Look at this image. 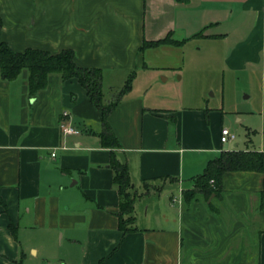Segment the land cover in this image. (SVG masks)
<instances>
[{
    "label": "crops",
    "instance_id": "0c3cea01",
    "mask_svg": "<svg viewBox=\"0 0 264 264\" xmlns=\"http://www.w3.org/2000/svg\"><path fill=\"white\" fill-rule=\"evenodd\" d=\"M0 24L10 50H70L77 67L100 71L109 91L130 72L178 69L190 38L223 43L233 68L264 52V0H0ZM167 35L181 44L138 50ZM26 76L0 78V264H21L18 235L34 230L57 241L51 264H264L261 174L224 173L219 197L182 204L220 152L251 151L220 144L221 122L199 109L160 108L133 84L120 97L105 121L131 184L133 220L123 233L99 112L76 80L54 74L29 100ZM62 112L78 135L61 137Z\"/></svg>",
    "mask_w": 264,
    "mask_h": 264
},
{
    "label": "rangeland",
    "instance_id": "374dc122",
    "mask_svg": "<svg viewBox=\"0 0 264 264\" xmlns=\"http://www.w3.org/2000/svg\"><path fill=\"white\" fill-rule=\"evenodd\" d=\"M231 8L236 12L238 5ZM243 16L246 29L254 26L250 15ZM246 29L240 33H246ZM224 49L223 43L214 40L190 38L182 49L178 69L165 66L133 73L130 85L133 84L135 93L145 90L146 95L157 96L160 108L199 109L210 115L211 121L221 122L233 134L226 146L264 151V52L262 57L256 54L257 62L233 68L223 61ZM116 84L111 81L110 91L101 86L105 102L114 97L123 81L120 86ZM30 233L31 238L26 233L18 235L21 264H51L55 252H59L57 241L48 242L43 237L46 232ZM34 250L36 255L32 254Z\"/></svg>",
    "mask_w": 264,
    "mask_h": 264
},
{
    "label": "trees",
    "instance_id": "16d2710c",
    "mask_svg": "<svg viewBox=\"0 0 264 264\" xmlns=\"http://www.w3.org/2000/svg\"><path fill=\"white\" fill-rule=\"evenodd\" d=\"M1 26V24H0ZM169 39V35L163 39L145 42L143 41L139 51L154 48L160 45H180ZM26 71L27 97L33 100L36 94L45 89L48 75H57L60 82L74 79L84 89L88 102L100 114V130L97 133L99 146L109 151V168L112 171V184L116 188L119 198L118 203V228L126 233L132 223L133 197L129 193L131 184L125 163L120 162L114 150L118 143L110 132L105 118L107 114L118 104L120 97L130 90L133 72L128 75L123 86L114 97L104 101L101 93V75L98 69H85L77 67L73 62V53L70 50H62L58 54L50 55L47 52L25 49L22 52H14L0 41V78L3 81L15 80L21 71ZM227 172H255L262 175L264 193V151H222L213 160L207 162L202 172L194 179V189L182 193V204H189L200 194L206 201L210 195L219 197L221 194V177ZM211 207V203H208ZM11 230V229H10ZM14 235V230H11Z\"/></svg>",
    "mask_w": 264,
    "mask_h": 264
},
{
    "label": "built area",
    "instance_id": "2783aa9c",
    "mask_svg": "<svg viewBox=\"0 0 264 264\" xmlns=\"http://www.w3.org/2000/svg\"><path fill=\"white\" fill-rule=\"evenodd\" d=\"M67 113H61V120L58 124V129L62 138H66L69 136H75L79 134V131L76 130L67 120ZM234 136L230 133L226 128H221L219 131L218 141L220 144H226L229 141L233 140ZM54 154L51 153L50 157H53Z\"/></svg>",
    "mask_w": 264,
    "mask_h": 264
}]
</instances>
